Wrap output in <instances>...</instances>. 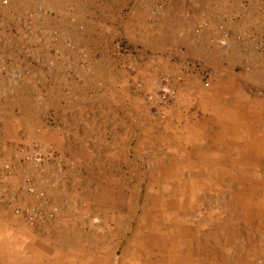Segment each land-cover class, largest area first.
I'll use <instances>...</instances> for the list:
<instances>
[{"label":"crops","instance_id":"obj_1","mask_svg":"<svg viewBox=\"0 0 264 264\" xmlns=\"http://www.w3.org/2000/svg\"><path fill=\"white\" fill-rule=\"evenodd\" d=\"M5 1L0 0V176L10 177L1 179L0 196L12 193L20 206L45 213L55 206L59 214L44 226L28 227L13 215V205L1 204L0 264H93L84 253L89 247L78 243L81 232L67 223L61 227V222L69 216L75 180L84 186L94 163L97 170L101 167L93 142L104 138L105 130L124 135L126 67L150 87L159 73L181 78L174 84L182 95L179 103L197 110L189 111L191 118H198V128L207 131L199 138L210 142L203 154L213 155L205 167L216 175L199 166L206 174L198 177L206 179L203 195L229 181L230 173L235 181L238 173H264V107L253 117L256 104L250 91L260 90L264 96V57L254 41L264 36V0H245V5L227 0L219 13V0ZM157 1L165 7L155 13L152 5ZM226 16L232 17L219 30ZM206 19L208 26L202 25ZM238 35L240 40L235 39ZM123 41L132 46L128 57L119 56L115 46ZM238 93L244 100L236 98ZM189 142V148L197 146ZM33 144L45 157L23 162L24 154L16 149ZM224 202L239 205L236 210L245 214L246 224L258 211L264 218V197L219 200ZM181 206L175 210L187 209ZM182 228L186 246L175 245L173 264H203L198 222L191 220ZM252 252L264 264V244ZM167 261L161 258V264ZM144 262L158 264L153 258Z\"/></svg>","mask_w":264,"mask_h":264},{"label":"rangeland","instance_id":"obj_2","mask_svg":"<svg viewBox=\"0 0 264 264\" xmlns=\"http://www.w3.org/2000/svg\"><path fill=\"white\" fill-rule=\"evenodd\" d=\"M115 46L117 48L123 45ZM127 54L133 53L128 50L123 57H128ZM122 58L118 57L119 60ZM125 72L127 119L123 126L124 135L115 128L117 132L114 134L105 130L104 138L100 136V139L93 142L94 159L95 162L97 158L100 159L98 163L101 167L97 170L94 163V171L85 174L87 183L84 186L80 180H75L69 216L61 222V227L67 223L68 227L81 232L80 236L77 233L78 243L89 247V252L84 253L88 260L93 258V264H146L144 261L149 258H153L158 264L162 263L161 258L163 261L167 258L165 264H173L178 257L175 252L177 248L186 246L179 229H183L182 226L189 224L191 220L198 222L201 229L199 247L203 264L260 263L259 257H255L252 250L264 244V218L258 217L262 211L257 212L256 218L250 217L252 219L246 224L245 219H248L245 214L236 210L239 205L219 203V200L264 197V181L261 182V178L264 180V173H238L236 181L234 174L230 173L229 181L222 180L216 190H209L203 195L206 179L202 181L198 177H205L204 173L207 172L216 173L208 171L211 169L209 166L205 167L208 160H213V155L203 154L205 145L210 142L202 141L203 137L199 138L200 135L205 136L207 131L198 128V118H191L189 111L197 110L184 108L179 103L182 102V95L178 93L172 107L160 108L150 100L153 85L150 87L147 79L135 77L128 67ZM178 78L176 82L180 83L181 78L180 81ZM75 79L79 83L82 81L80 78ZM138 83L140 87L137 86ZM250 91L253 93L252 103L257 105L252 110L255 117L262 111L261 107H264V96H261L260 90ZM236 98L244 100L240 93L236 94ZM158 113L164 117L156 115ZM212 127L210 137L215 134ZM189 141L195 142L197 146L189 148ZM2 144L4 148V143ZM33 145L39 148L37 144ZM22 147L29 148H19ZM198 147H203L202 155L198 154ZM19 148L16 153L21 155L23 152ZM194 155L202 161L197 160ZM171 156L176 160L173 164ZM22 160L41 162L26 160L24 157ZM200 165L204 173L199 171ZM191 168H198V171L193 173ZM6 176L10 177V174L7 173ZM3 177L0 176V181ZM26 190L29 192L28 187ZM210 195L214 197H206ZM175 202L186 205L187 209L175 210L182 207L175 205ZM7 203L17 204L18 198L12 193L6 197L1 195L0 205L8 207ZM56 209L57 216L59 209ZM24 224L33 227L25 221ZM174 233L177 237H174ZM112 247L116 249L115 253L110 251ZM82 254L78 252L79 256Z\"/></svg>","mask_w":264,"mask_h":264},{"label":"built area","instance_id":"obj_3","mask_svg":"<svg viewBox=\"0 0 264 264\" xmlns=\"http://www.w3.org/2000/svg\"><path fill=\"white\" fill-rule=\"evenodd\" d=\"M221 1L219 4L215 5V8L217 9V12H223L224 11V7L226 5H228L229 3L226 2L227 0H219ZM224 1V3H223ZM240 5L244 4L245 5V0H238L237 1ZM3 4L7 3L5 0H3L2 2ZM165 7V2L164 1H157L154 2L152 5V10L156 13L158 11H161L162 9H164ZM216 12V13H217ZM232 16H226L225 20H222V24L218 25V29L221 30L222 28H224L225 24L227 23V20L229 18H231ZM210 24V19H206L203 21L202 25L204 26H208ZM225 37H229V34L227 33V31L224 33ZM236 40H240L241 36L238 35L235 37ZM255 43V50L258 54L262 55L264 57V36H259L257 38L254 39ZM119 45H123L121 47H117L118 49V55L119 56H123L126 52H128V50H130V46L128 44V42H119ZM124 45H128V46H124ZM122 58V57H121ZM200 70V68L198 69ZM205 78L208 76L205 75V71H199ZM206 78V80H207ZM175 78H171V77H167L161 73H159L152 81V96L150 97V100L155 104H157L160 108H168V107H172V104L174 103V100L177 98V88L174 85L176 82ZM178 80L180 81V78H178ZM179 84V83H178ZM138 87H140L141 85L138 83L137 84ZM173 86V87H172ZM155 104V105H156ZM159 117L163 118L164 115L161 113L156 114ZM3 148V144L2 141L0 140V151H2ZM19 150L21 152H23L24 154V158L26 160H36V161H40L41 159H43V157H45L43 155V153H41V151L39 150V148H37L36 146H31L28 149L22 147L19 148ZM42 157V158H41ZM8 206H12V212L23 218V220L30 226L33 227H40V226H44L47 221L51 220L54 218L55 214H56V207L52 206V208L49 210L48 213H45L44 211L39 210L38 208L34 207V206H20L19 204H11V203H7Z\"/></svg>","mask_w":264,"mask_h":264},{"label":"bare ground","instance_id":"obj_4","mask_svg":"<svg viewBox=\"0 0 264 264\" xmlns=\"http://www.w3.org/2000/svg\"><path fill=\"white\" fill-rule=\"evenodd\" d=\"M210 192V191H209ZM183 193V192H182ZM173 193H171V195H172ZM172 204V203H171ZM176 204V203H175ZM168 217V216H167ZM167 219H169V218H167ZM169 221V220H168ZM165 227V226H164ZM187 230V229H186ZM170 235H171V233H170ZM173 236V235H172ZM188 236V235H187ZM184 239V238H183ZM174 241V240H173ZM181 242H182V240H181ZM187 242V241H186ZM154 244V243H153ZM175 244V243H174ZM147 245V244H146ZM165 246V245H164ZM173 247V246H172ZM183 247V246H182ZM151 253V252H150ZM163 253V252H162ZM165 255V254H164ZM163 255V256H164ZM168 256V255H167ZM177 260V259H176ZM172 263V262H171Z\"/></svg>","mask_w":264,"mask_h":264}]
</instances>
